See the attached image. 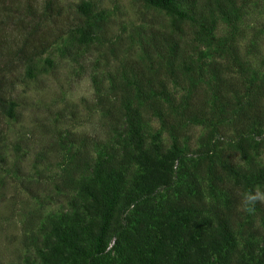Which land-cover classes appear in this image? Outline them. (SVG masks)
Instances as JSON below:
<instances>
[{
  "label": "rangeland",
  "instance_id": "rangeland-1",
  "mask_svg": "<svg viewBox=\"0 0 264 264\" xmlns=\"http://www.w3.org/2000/svg\"><path fill=\"white\" fill-rule=\"evenodd\" d=\"M22 1L0 0V46L24 42L28 47L40 38L50 46L33 64L9 66L14 84L7 86L5 93L16 101L17 111L21 110L15 120H4L0 139V264L37 263L50 225L65 214H84L78 181L88 176L92 164L109 158L129 183L140 172L136 164H116L122 125L109 120L96 105L97 97L105 99L103 107L112 104L116 114L120 107L115 92L125 90L130 105L141 107L140 100L131 97L136 91L132 76H141L143 86L148 80L151 88L163 84L174 105L186 101L191 111L200 107L204 114L194 121L184 120L164 106L172 126L169 130L154 112L141 113L148 141L169 148L175 140L181 158L173 168L184 171L175 174L170 185L157 189L156 208L189 188L186 173H193L195 167L203 171L199 182L206 215L225 206V189L208 191L204 165L196 166L207 137L214 143L215 157L232 156L243 171L254 175L259 168L264 171V125L249 135L255 148L251 147L248 157L240 158L233 147L238 139L235 113L264 78V0H234L232 27L213 14L211 37L195 35L196 26L178 25L169 11L153 8L146 0H55L60 19L56 26L46 20L36 25L23 18L19 13ZM86 19L97 25L98 40L81 44L72 39L73 29ZM162 33H172L178 40L195 79L185 74L181 64L173 60L169 65L163 53L150 50L157 49ZM228 44L233 58L226 54ZM221 46L225 49L220 50ZM145 47H152L148 55L143 52ZM212 62L223 65L220 76L228 77L226 81L236 92H226L222 98L211 95L217 89V77L207 72ZM237 63L246 67L244 75L238 73ZM249 187V191L262 188L256 181ZM236 190L241 200L245 192ZM258 204L250 214L241 211L240 205L234 209L235 222L243 230L235 228L236 249L242 253L246 251L244 243L250 240L254 253L264 254V204ZM129 213L126 208L120 215V223L126 227ZM252 231L256 235L250 237ZM111 244L112 238L106 241L109 255Z\"/></svg>",
  "mask_w": 264,
  "mask_h": 264
},
{
  "label": "trees",
  "instance_id": "trees-1",
  "mask_svg": "<svg viewBox=\"0 0 264 264\" xmlns=\"http://www.w3.org/2000/svg\"><path fill=\"white\" fill-rule=\"evenodd\" d=\"M246 1L248 0H242L243 3ZM54 2L55 0H23L19 13L23 18L36 22V25L46 20L50 26H56L60 19ZM146 2L153 8L169 11L178 25L183 22L196 26L195 35L210 36L213 14L232 27L234 0H203L200 3L197 0ZM83 4L84 7L87 6V3ZM79 13L86 17L84 10ZM96 30L97 25L93 22L90 24L88 20L80 21L73 29L72 39L81 44L90 42L92 38L97 41ZM33 42H29L28 47L22 45L24 42L19 46L13 43L0 46V139L4 134V120H15L21 110L17 111L18 104L5 93V88L14 84L10 79L9 66L27 62L33 64L34 59L44 54L50 46L41 38L35 44ZM149 48L152 47L143 48L147 55ZM227 49V56L229 54L233 58L234 51L230 44ZM150 50L163 53L162 56L169 65L173 60L176 64H181L185 74L195 79L192 77L193 69L188 67L183 50L172 33H162L157 49ZM236 66L240 75L246 73V67L242 63H237ZM222 67L218 62H212L207 67V72L217 77V89L211 95L219 98L228 94L226 92H236L232 83L226 81L228 77L220 76L224 70ZM42 71L43 68H40V73ZM198 76H201L200 72ZM131 78L136 86L131 97L139 99L141 107L130 105L132 102L127 96L129 92L125 90L115 92V101L120 107L116 114L112 104L103 107L105 99L97 97L96 105L105 111L109 120L122 125L123 136L116 164H136L140 172L129 183L124 181V175L109 158L92 164L88 176L78 181V195L84 203V214L80 217L81 214L73 212L65 214L61 221H54L47 230L48 235L42 240L43 249L39 251V260L34 264H66L68 260L72 264H264L263 252L254 253L250 240L244 243V253L236 249L238 233L235 228L240 232L243 230L240 229L241 224L235 222L234 210L241 203L237 188L240 192H248L249 185L256 181L264 191V171L259 168L254 175L251 171H243L232 156L215 157L214 143L208 137L203 141L201 157L196 166L204 165L208 191L225 189V206L213 209L209 217L206 215L199 182L203 171L201 167H195L194 174L186 173L189 188L156 208L153 201L157 189L170 185L175 174H182L184 171L173 168V163L181 158L175 140L169 148L162 146L159 141H148L141 113L154 112L161 118V125L169 130L172 126L163 111L164 106L184 120L194 121L204 114L200 107L191 111L186 101L174 105L170 92L161 83L158 87L151 88L150 80L148 85L143 86L141 76ZM226 85L230 88H226ZM189 97L190 94L186 98ZM243 104L244 106L240 104L234 117L238 139L233 147L239 157L245 159L251 147L255 148L249 135L257 132V126L264 125V78L258 90L247 97ZM220 105L223 107L224 104L220 102ZM82 150L85 158L86 150ZM259 206L257 203L256 209ZM126 208L130 210L127 227L125 223H120V215ZM254 234L256 235V231L250 232L249 236ZM110 238L112 244L109 248L112 253L109 255L106 241ZM35 248L38 249L37 245Z\"/></svg>",
  "mask_w": 264,
  "mask_h": 264
},
{
  "label": "clouds",
  "instance_id": "clouds-1",
  "mask_svg": "<svg viewBox=\"0 0 264 264\" xmlns=\"http://www.w3.org/2000/svg\"><path fill=\"white\" fill-rule=\"evenodd\" d=\"M257 203L264 204V191L259 188L254 191L245 192L242 195L240 210L250 214L255 211V205Z\"/></svg>",
  "mask_w": 264,
  "mask_h": 264
}]
</instances>
